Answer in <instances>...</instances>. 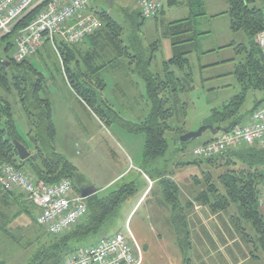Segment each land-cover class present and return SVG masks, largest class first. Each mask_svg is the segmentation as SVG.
Here are the masks:
<instances>
[{
    "label": "trees",
    "instance_id": "obj_1",
    "mask_svg": "<svg viewBox=\"0 0 264 264\" xmlns=\"http://www.w3.org/2000/svg\"><path fill=\"white\" fill-rule=\"evenodd\" d=\"M225 1L228 7L225 14L229 17L230 30L234 33L243 32L248 39L246 44L232 43L224 47L232 48L235 54L242 57L234 71L237 81L243 86L242 93L221 111H214L211 115L215 122L213 127H222L228 131L247 120V117L239 116L246 91H264V55L257 42V36L264 32V11L259 7L264 0ZM166 4H183L191 13L195 8L200 13L167 25L163 36L170 40L173 56L162 64L160 72L151 71L160 42L156 41L151 45L149 56L139 50V47L133 48L136 54H131L125 41L121 40L123 28L103 8L99 12H93L101 23L97 32L79 44L68 45L62 41L59 45L56 44L57 56L69 85L97 116L102 113L97 106L99 93L94 88L103 89L106 84L100 78L93 83L92 77L100 74L107 66H116L121 58L130 60L128 65H133L130 71L142 79L145 97L150 106L147 117L141 123L128 126L131 132L144 135L145 162L164 156L167 132L176 131L180 137L184 135L182 128H172L170 122L175 117H186L187 103L183 101V97L193 88L191 72H187L190 69L187 56L196 45L197 37L203 35L195 32L194 19L206 14L205 0H166ZM34 13L35 11L29 12L10 35L0 40V169L3 165H10L25 174L27 172L26 175L34 181L50 185L67 179L72 182L74 191L78 194L76 183L80 184L81 177L77 167L56 152L52 105L44 96L46 79L28 61L29 58L21 63H15L12 59L15 39L31 21ZM161 13L163 8L159 14ZM139 17L141 18L140 14ZM84 44H88L92 50L83 55L80 45ZM5 95L17 97L28 125L27 140L17 131L12 106ZM213 138L214 136L207 142ZM14 140L29 151L30 157L27 160L19 161ZM192 163L196 166L206 164L211 170L218 171L216 175L212 171L203 173L201 182L194 178L196 184L202 185L194 201L212 215L225 213L232 231L240 240L242 248L247 250L251 262L257 264L264 260V217L260 209L264 185V151L243 146L213 158L197 159ZM144 175L151 182L160 184L163 195L161 204L170 212L176 235L184 236L185 244L190 246L185 211H188L191 203L182 205L180 202V191L172 174L161 176L157 173L155 178L151 174ZM0 192L3 198L13 193L1 189ZM135 193V184L129 183L104 196L95 194L89 197L85 200L87 214L74 228L61 236L45 233L36 239L34 254L28 264H60L64 257L77 250V244L84 238L97 234L106 221L116 216L119 208ZM2 211L3 207L0 205V227L7 224L3 220H8L4 218ZM0 264L4 262L0 261Z\"/></svg>",
    "mask_w": 264,
    "mask_h": 264
},
{
    "label": "rangeland",
    "instance_id": "obj_2",
    "mask_svg": "<svg viewBox=\"0 0 264 264\" xmlns=\"http://www.w3.org/2000/svg\"><path fill=\"white\" fill-rule=\"evenodd\" d=\"M91 7L93 12H99L102 8L107 10L123 28L121 40L125 41L131 54H136L133 48L139 47V50L149 56L151 45L156 41L160 42L159 50L155 53L151 66L153 73L160 72L162 64L173 56L170 40L163 36L167 25L200 13L198 8L191 13L190 9L183 4L168 6L163 0V13L155 19L143 21L139 17L135 0H93ZM259 7L264 11V3ZM204 8L206 14L194 19L195 32L203 35L197 37L196 45L187 56L190 63V69L187 72H191L193 88L183 97V101L187 103L186 117L184 119L175 117L170 122V127L182 128L184 134L196 132L204 125L215 126V122L211 119L212 113L221 111L243 90V86L234 74L235 66L242 61V57L235 54L232 48L224 47L232 43L246 44L248 39L243 32L234 33L230 30L229 17L225 14L228 9L225 0H205ZM55 43L57 45L60 43L58 36L55 37ZM28 61L46 79L44 96L51 102L55 113L56 152L78 168L81 180L80 184L76 183L77 187L100 188L108 180L128 169L131 165L130 159L136 167L140 168L138 171L133 169V166L130 167L108 189L97 193L99 196H104L111 190L129 183H134L136 187L135 195L119 208L116 216L109 218L97 234L90 235L78 243L77 249L95 245L100 238L118 231L127 234L126 218L149 188L132 215L136 213L135 218L147 215L154 231L170 238L180 246L184 257L183 263L194 264V256L199 246L195 245L190 249V246L185 244L184 236L178 237L167 232L165 212L160 207L163 195L159 183H154L152 192L143 202L151 189L144 178V173L151 174L153 177L157 173L161 176L172 174L180 191V202L185 205L187 200H194L201 189L202 185L196 184L194 178L201 182L203 173L208 171H212L214 175L218 173L206 164L196 166L192 163L197 160L193 155L194 149L207 142L213 135L206 131L195 140L181 143L176 131L167 132L165 136L167 148L164 156L145 162L143 159L144 135L131 132L128 126L141 123L147 117L150 106L145 97L144 83L137 74L130 71L133 65H128L130 61L128 58L118 60V68H107L92 77L93 83L100 78L106 84L103 89L94 88L99 93L97 106L101 109V116H97L71 88L62 70L60 58L50 43L41 47L38 53L31 56ZM5 98L12 106L19 135L27 140L28 125L17 97L5 95ZM263 105L264 91L248 90L240 107L239 116L248 119L255 109ZM26 176L32 179L29 175ZM15 191L20 192L17 188L12 192ZM221 216L228 218L225 213ZM217 223H219L218 220L215 221V224ZM209 224V229L212 230L213 222ZM34 227L41 229L37 224ZM41 231L45 234L43 230ZM12 235L16 241L14 238L0 237V261L4 264H28L35 247L29 248L28 252L21 250L20 245L16 244L20 242L18 236ZM238 241L241 247L240 240ZM234 248L231 256L236 255L235 251L240 253V250ZM242 252V257L240 255L242 264H255L248 258L245 247L242 248ZM257 264H264V260Z\"/></svg>",
    "mask_w": 264,
    "mask_h": 264
},
{
    "label": "built area",
    "instance_id": "obj_3",
    "mask_svg": "<svg viewBox=\"0 0 264 264\" xmlns=\"http://www.w3.org/2000/svg\"><path fill=\"white\" fill-rule=\"evenodd\" d=\"M145 21L158 17L162 0H135ZM91 0H0V40L10 35L18 22L35 11L27 26L15 39L12 59L15 63L34 56L46 43L57 54L55 37L68 44L82 43L100 29L99 19L89 12ZM264 55V32L257 36ZM58 55V54H57ZM243 146L264 151V106L253 111L245 123L221 132L210 142L193 151L197 159H209ZM19 189L26 201L37 210L35 222L45 233L61 236L74 228L87 214L85 200L75 193L70 180L46 184L29 179L10 165L0 169V189L12 192ZM263 199L260 208L264 217ZM129 233V232H128ZM129 236L131 237L130 233ZM132 238V237H131ZM134 251H137L136 257ZM140 248L131 247L126 236L116 232L100 238L95 245L77 249L64 257L60 264H140Z\"/></svg>",
    "mask_w": 264,
    "mask_h": 264
},
{
    "label": "crops",
    "instance_id": "obj_4",
    "mask_svg": "<svg viewBox=\"0 0 264 264\" xmlns=\"http://www.w3.org/2000/svg\"><path fill=\"white\" fill-rule=\"evenodd\" d=\"M92 1L93 0H91V4ZM93 11L90 5L89 12L93 13ZM80 46H82L81 48L83 50V55L92 50V48H90L88 44ZM116 67H119V63L114 67L107 66L105 69H103V71L107 68ZM52 119L56 129L55 113L53 107ZM130 163L131 165L129 166V168L133 166V169L140 171V168L136 167V164H134L133 160L130 159ZM129 168L124 172L117 174L112 179L108 180V182L100 186V188L94 187L97 193L100 190L104 191L108 189L111 184L122 177L129 170ZM144 178L148 181L149 186H151L150 190H152L155 182H151L148 178H146L145 175ZM148 189L128 214L125 221L128 231L127 234L124 235L126 236L131 247H134V245L137 244L140 248V264H184V257L181 248L176 242L154 231L150 226V220L147 215L140 218H135L136 213L132 215L136 207L140 204L144 195L147 193ZM150 190L145 196L143 202L151 193ZM189 202L191 203V206L187 209L188 211L185 212H187L186 215L190 234V249H192L195 245L199 246L194 256V264H242V246L240 247L238 238L229 225L228 218L222 217V214H210L205 207L197 204L194 200H187L186 203ZM0 205L3 207L2 212L5 214L4 218H8V220H3V222H6L7 224L0 227V237H6V239H15L12 234H16L20 241L16 244L20 245L21 250H25L26 252H28L29 248L34 247L36 239L40 236H43V233L41 231L42 229L34 227V225L36 224L35 218L38 214V210L26 201L25 195L21 193V191H15L12 194H8L5 198L2 197V194L0 192ZM160 207L164 209L165 212L166 217H164V219L166 223L165 227L168 230L167 232L176 235V232L171 223L169 210L162 206V204H160ZM216 220L219 221V223H217L218 225L215 224ZM212 222L213 226L211 227V230L209 229L208 225H210L209 223ZM128 232L130 233L132 238L129 236ZM233 247H235L234 249L236 250H240V253L235 251L236 255L231 256V254L233 253ZM134 253L137 257V251H134ZM230 257L232 258L231 261ZM213 259L215 260L213 261Z\"/></svg>",
    "mask_w": 264,
    "mask_h": 264
},
{
    "label": "water",
    "instance_id": "obj_5",
    "mask_svg": "<svg viewBox=\"0 0 264 264\" xmlns=\"http://www.w3.org/2000/svg\"><path fill=\"white\" fill-rule=\"evenodd\" d=\"M8 66V65H7ZM206 131H209L211 135L215 136L218 133L225 132L226 129L222 127H213L212 125H204L202 126L198 131L193 133H187L180 137V142H188L191 140H195L202 136L203 133ZM13 145L15 147V150L18 154L19 161H25L30 157L29 151L26 149L24 145L17 142L16 140L13 141ZM97 193L96 189L92 186H80L78 187V194L79 196L86 200L89 197L95 195Z\"/></svg>",
    "mask_w": 264,
    "mask_h": 264
}]
</instances>
